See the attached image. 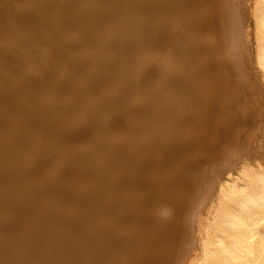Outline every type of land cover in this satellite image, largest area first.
Wrapping results in <instances>:
<instances>
[{
	"label": "bare ground",
	"instance_id": "bare-ground-1",
	"mask_svg": "<svg viewBox=\"0 0 264 264\" xmlns=\"http://www.w3.org/2000/svg\"><path fill=\"white\" fill-rule=\"evenodd\" d=\"M244 39L264 94V0H0V264H264Z\"/></svg>",
	"mask_w": 264,
	"mask_h": 264
},
{
	"label": "rangeland",
	"instance_id": "rangeland-1",
	"mask_svg": "<svg viewBox=\"0 0 264 264\" xmlns=\"http://www.w3.org/2000/svg\"><path fill=\"white\" fill-rule=\"evenodd\" d=\"M248 49L249 48L245 46L244 39L242 46L243 52L239 55L238 65L240 64V71L242 72L241 75L244 76L246 81L251 83L252 85L256 84V87L258 88L257 91L261 95V100L259 101V109H261L262 107L264 108V94L261 90H259L258 80L250 64V55L248 54ZM260 112L261 110H259L258 116L251 127L250 134L246 143L245 149L248 152H252L257 149L261 150L262 152L264 150V118L262 117V114Z\"/></svg>",
	"mask_w": 264,
	"mask_h": 264
}]
</instances>
